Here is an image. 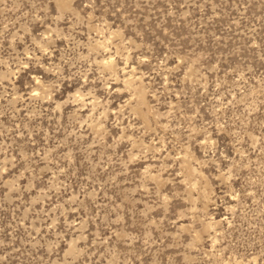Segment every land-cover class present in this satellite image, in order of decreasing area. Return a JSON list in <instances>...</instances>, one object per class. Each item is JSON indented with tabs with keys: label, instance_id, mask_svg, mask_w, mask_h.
<instances>
[{
	"label": "rangeland",
	"instance_id": "rangeland-1",
	"mask_svg": "<svg viewBox=\"0 0 264 264\" xmlns=\"http://www.w3.org/2000/svg\"><path fill=\"white\" fill-rule=\"evenodd\" d=\"M0 264H264V0H0Z\"/></svg>",
	"mask_w": 264,
	"mask_h": 264
}]
</instances>
